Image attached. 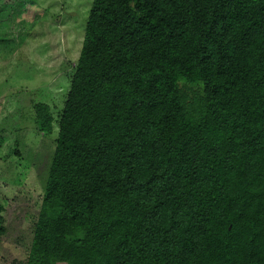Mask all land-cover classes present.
Masks as SVG:
<instances>
[{
  "label": "trees",
  "instance_id": "trees-1",
  "mask_svg": "<svg viewBox=\"0 0 264 264\" xmlns=\"http://www.w3.org/2000/svg\"><path fill=\"white\" fill-rule=\"evenodd\" d=\"M23 264H264V0L92 1Z\"/></svg>",
  "mask_w": 264,
  "mask_h": 264
},
{
  "label": "rangeland",
  "instance_id": "rangeland-1",
  "mask_svg": "<svg viewBox=\"0 0 264 264\" xmlns=\"http://www.w3.org/2000/svg\"><path fill=\"white\" fill-rule=\"evenodd\" d=\"M92 1L0 0V264H23L30 247ZM38 103L50 135L35 125Z\"/></svg>",
  "mask_w": 264,
  "mask_h": 264
}]
</instances>
